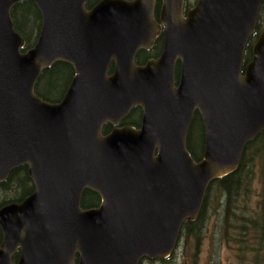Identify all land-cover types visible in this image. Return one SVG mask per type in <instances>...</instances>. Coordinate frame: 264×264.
<instances>
[{
  "label": "water",
  "instance_id": "water-1",
  "mask_svg": "<svg viewBox=\"0 0 264 264\" xmlns=\"http://www.w3.org/2000/svg\"><path fill=\"white\" fill-rule=\"evenodd\" d=\"M0 0V183L27 166L34 190L0 208V264H138L169 258L183 222H194L208 185L239 167L264 131V28L243 65L261 0H32L41 14L36 43L15 31ZM162 29L156 60L139 66ZM62 61L74 77L47 103L34 84ZM179 77L175 82V65ZM113 64V72L108 68ZM138 128L119 126L133 108ZM195 113L204 150L186 136ZM113 126L105 136L103 125ZM85 190L96 208L82 209Z\"/></svg>",
  "mask_w": 264,
  "mask_h": 264
},
{
  "label": "trees",
  "instance_id": "trees-1",
  "mask_svg": "<svg viewBox=\"0 0 264 264\" xmlns=\"http://www.w3.org/2000/svg\"><path fill=\"white\" fill-rule=\"evenodd\" d=\"M100 1L86 0L85 8L89 10ZM160 5L161 0H156L155 14L158 13ZM188 8L186 4L184 9L187 10ZM10 16L15 31L25 41L22 51L25 52L32 48L37 41L41 28V14L32 0H22L11 8ZM261 20L263 18L260 15L257 21L256 34L264 28ZM162 41L161 34L157 37L153 49L138 51L135 63L143 65L147 59L158 57ZM252 45L253 37L246 45L243 57L244 64L251 60ZM112 72L113 64L111 63L108 73L111 74ZM176 75L177 80L179 64L176 67ZM73 77L74 70L71 65L62 61L55 62L41 71L33 91L37 97L47 103H58L64 97ZM141 114L140 108H133L127 117L121 121L120 126L138 128L141 122ZM112 129L111 125L105 124L101 129V134L105 136ZM186 148L195 161L201 159L204 150V129L198 113H195L191 120L186 136ZM254 182H258V189L255 186L253 188ZM33 190V183L27 174V166H20L12 170L8 178L0 183V207L21 201ZM253 197L257 200L255 208L249 206ZM99 203L98 194L90 190L83 192L82 209L96 208ZM215 211L219 212L220 219L217 244L219 245L221 241L222 245L227 244V247L236 252L241 260L251 258L246 260L249 264H264V131L247 144L236 172L216 179L208 185L197 219L191 223L183 222L179 232L178 244L182 237L193 238L198 242L203 234V228H201L203 222L208 219L209 213ZM234 235L237 236L236 239ZM230 244H232L231 247ZM173 259L172 255L166 260L157 259L156 262L172 264Z\"/></svg>",
  "mask_w": 264,
  "mask_h": 264
},
{
  "label": "rangeland",
  "instance_id": "rangeland-1",
  "mask_svg": "<svg viewBox=\"0 0 264 264\" xmlns=\"http://www.w3.org/2000/svg\"><path fill=\"white\" fill-rule=\"evenodd\" d=\"M195 3L196 0H185V7L186 4L189 8L192 5V7H194ZM261 16L263 18L261 23L264 24V0H262ZM258 185V182H254L253 188L255 186V188L258 189ZM256 201L257 200L253 197L249 202V206L255 208ZM244 215L247 217L246 214ZM219 220L218 211L209 213L208 219L202 224L201 228H203V234L198 242L193 238L182 237L173 254L174 259L172 264H249L246 260H250L251 258L241 260L236 252L231 251V248L227 247V244L222 245V241L219 245L217 244ZM222 231L224 230L222 229ZM234 238L236 239L237 236L234 235ZM231 245L232 244L229 246L231 247Z\"/></svg>",
  "mask_w": 264,
  "mask_h": 264
},
{
  "label": "flooded vegetation",
  "instance_id": "flooded-vegetation-1",
  "mask_svg": "<svg viewBox=\"0 0 264 264\" xmlns=\"http://www.w3.org/2000/svg\"><path fill=\"white\" fill-rule=\"evenodd\" d=\"M184 6H185V0H184ZM193 6V5H192ZM192 6L190 7V8H192ZM261 6H262V0H261V2H260V8H259V13H258V16H257V21H258V18L260 17V15H261ZM185 8V7H184ZM190 8H188L187 10H183V13H184V15H185V12H187ZM160 9V8H159ZM90 10V9H89ZM158 14H159V11H158V13L157 14H155V11H154V15H155V20L157 19V17H158ZM256 27H257V23H256ZM256 32V28H255V30H254V32H253V34L249 37V40H248V42L252 39V37H253V44H254V42L256 41V39H257V37H258V35H259V33H260V31H259V33H255ZM162 34V38H163V32H162V29H161V31L160 32H158L157 34H156V36H155V40H154V43H153V47L151 48V49H153L154 48V46H155V42H156V39H157V37L159 36V35H161ZM254 37H255V39H254ZM248 42H247V44H248ZM162 47H163V41H162ZM162 47H161V51H162ZM151 49H141V50H151ZM140 51V50H139ZM161 51H160V54H161ZM138 53V52H137ZM159 54V55H160ZM159 57V56H158ZM158 57H156V58H150V59H153V60H156ZM150 59H147V61L148 60H150ZM146 61V62H147ZM145 62V63H146ZM144 63V64H145ZM177 64H179V62H177L176 63V65H175V82H177V80H176V78H177V75H176V67H177ZM139 66H141V65H139ZM178 77H179V75H178ZM131 112V111H130ZM119 126H120V124H119ZM9 176V175H8ZM8 178V177H7ZM34 187V186H33ZM29 196V195H28ZM26 198V197H25ZM25 198H23L22 200H24ZM21 200V201H22ZM21 201H19V202H21ZM19 202H12V203H19ZM12 203H8V204H12ZM8 204H6V205H8ZM6 205H3V206H1L0 208H2V207H4V206H6ZM1 241H2V235H1V230H0V244H1ZM19 250H17L15 253H14V255L11 257V261H12V263L13 264H15L17 261H18V258H19ZM157 260H149V259H147V258H142L140 261H139V263L138 264H159L158 262H156Z\"/></svg>",
  "mask_w": 264,
  "mask_h": 264
}]
</instances>
